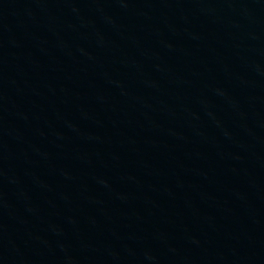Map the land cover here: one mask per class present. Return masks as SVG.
<instances>
[{"label": "water", "instance_id": "water-1", "mask_svg": "<svg viewBox=\"0 0 264 264\" xmlns=\"http://www.w3.org/2000/svg\"><path fill=\"white\" fill-rule=\"evenodd\" d=\"M0 264H264V0H0Z\"/></svg>", "mask_w": 264, "mask_h": 264}]
</instances>
